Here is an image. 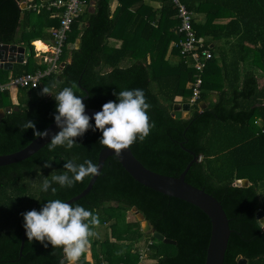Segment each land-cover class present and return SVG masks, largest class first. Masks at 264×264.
Here are the masks:
<instances>
[{
  "label": "trees",
  "instance_id": "trees-1",
  "mask_svg": "<svg viewBox=\"0 0 264 264\" xmlns=\"http://www.w3.org/2000/svg\"><path fill=\"white\" fill-rule=\"evenodd\" d=\"M23 1L0 0V42L31 50L10 78L38 67L32 61L31 42L52 38L50 29L56 28L60 19L57 9H37L29 4V9H22ZM87 1L83 0L63 46L59 63L64 61V67L60 72L57 67L41 82L40 87L49 88L52 95L36 92L39 87H20L14 104L8 90L0 91V108L18 107L0 118V154L18 151L36 137L33 129L23 130L28 120L35 122L37 131L54 121L58 114L54 96L65 87L82 98L85 108L100 110L109 101L119 102L114 92L143 89L151 105L150 123L155 126L143 142L137 140L129 147L135 158L154 172L176 177L192 159L189 151L194 152L197 159L185 181L214 196L229 219L231 231L222 264H237L238 255L246 258V264H264V227L255 216L260 209L264 213V125L258 128L252 124L256 116L264 121V86L256 90L254 73L247 71L240 78L235 68L242 61L264 71V0H179L192 13L196 36L204 37L208 45L211 38L227 47L225 51L220 48L218 56L215 47L210 50L212 56L198 74L200 98L190 106L188 118H174L173 105L188 102L192 90L188 84L197 71L178 45L173 44L171 56L166 57L169 44L185 38L172 0H155L161 5L157 9L142 6L141 12L131 13L127 24L116 19L118 13L110 14L107 0H96L93 12ZM198 15H203V20H198ZM221 18L228 20L221 23ZM31 25L34 29L26 30ZM120 27L121 32H131V38L123 37L120 47L110 46L107 40ZM76 39L80 40L78 47L69 48ZM39 43L34 42L36 47L43 46ZM241 45L246 49L244 56L235 48ZM124 61L126 66L120 64ZM8 72L0 69V83L9 80ZM221 80L225 90L211 88ZM214 91L219 98L210 101L209 94ZM201 100L208 104L199 111ZM90 124L94 127L95 122ZM101 137V131L90 128L76 138L77 144L70 150L59 146L49 152L45 144L23 160L0 166V264H61V248L28 241L26 233L20 251L21 214L40 211L50 199L66 201L80 193L91 177L72 188L53 185L55 194L42 192L41 185L45 179L64 174L68 161L79 165L90 159L96 164L104 147ZM46 162L51 166L45 167ZM244 178L247 186L235 185V180ZM71 204L83 206L100 219L99 226L92 229L96 234L90 237L91 261L84 253L77 264H137L140 246L135 245L140 239L151 240L145 256L155 264H204L211 229L208 216L191 203L140 184L115 155L106 158L90 191ZM133 207L155 231L176 244L154 239L138 220L125 221V212Z\"/></svg>",
  "mask_w": 264,
  "mask_h": 264
},
{
  "label": "clouds",
  "instance_id": "clouds-1",
  "mask_svg": "<svg viewBox=\"0 0 264 264\" xmlns=\"http://www.w3.org/2000/svg\"><path fill=\"white\" fill-rule=\"evenodd\" d=\"M47 94H51L50 89L43 87L41 95ZM113 95L117 96L119 102L109 101L103 104L102 110L90 118L85 114L82 98L75 95L70 87H65L56 94L54 98L58 114H54V120L60 131L51 136L50 143H47L48 151H55L59 146L66 150L72 149L77 144L76 138L83 137L90 128L102 132L100 144L113 150L117 156L137 140L143 142L155 126L154 122L150 123L148 112L151 105L146 100L144 90H122ZM90 119H94V127L90 124ZM29 128L40 139H46L50 135L48 130L37 131L32 120L23 125L24 131ZM44 166L51 165L46 162ZM64 168L67 170L64 174L54 175L51 180L45 179L42 182V192L50 191L55 194L57 188L53 185L72 188L76 183L83 182L85 177L99 174V166L90 159L79 165L68 161ZM21 215L28 241H39L45 248L49 243L53 249L61 248L64 253L61 264H65V261L67 264H77L90 245V237L96 234L92 229L100 223L99 216L90 210L81 205L73 207L71 203L60 199H50L40 211L33 209ZM45 241L48 243H44Z\"/></svg>",
  "mask_w": 264,
  "mask_h": 264
},
{
  "label": "water",
  "instance_id": "water-1",
  "mask_svg": "<svg viewBox=\"0 0 264 264\" xmlns=\"http://www.w3.org/2000/svg\"><path fill=\"white\" fill-rule=\"evenodd\" d=\"M25 3H22L21 7H24ZM25 55V47L16 44H5L0 42V68L11 69L13 63H23L27 58ZM65 63L60 64V70L64 67ZM59 70V71H60ZM200 111L206 108L205 101H200L199 103ZM11 109L17 110L18 107L11 108L6 106L5 108H0V118L4 116L5 112L11 111ZM173 117L174 118H188L190 114L189 103H175L173 105ZM101 111L97 108H85V114L90 118L94 116L95 113ZM94 122V119H90ZM44 130H48L50 135L46 139H40L39 137L33 138L29 144L24 148L9 154H0V166L10 163H15L20 160L27 158L28 156L35 153L42 146L47 144L51 140V136L60 131L56 126L55 120L51 122ZM193 156L188 162L185 169L178 176H167L154 172L146 168L139 160L135 158L130 148L121 151L120 155H116L113 150H109L103 147L99 153L96 164L99 166V173L104 164L106 158L111 155H115L121 166L125 171L140 184L149 187L155 191L163 193L165 195L175 197L191 203L201 209L210 219L211 229L210 236L208 240V245L206 248V255L204 264H222L224 259V254L227 248L228 239L230 235L229 219L223 210L221 203L211 194L205 192L203 189L197 188L185 181V174L188 171L191 164L196 161L197 157L194 152L189 151ZM98 175L91 177L86 187L77 195L66 200L67 203H72L82 197H84L91 189ZM235 185L247 186V179H237L235 180ZM137 212L136 208L133 207ZM132 208V209H133ZM139 217L142 219V230L144 232L150 233L152 237L158 241H162L166 244H176V241L165 237L163 234L155 231L150 224L143 219L142 214L137 212ZM256 218L259 223L264 227V213L260 209L256 212ZM26 230L24 228L21 235V246L20 251L23 247L24 237ZM237 264H245L246 259L240 255L236 258Z\"/></svg>",
  "mask_w": 264,
  "mask_h": 264
},
{
  "label": "built area",
  "instance_id": "built-area-1",
  "mask_svg": "<svg viewBox=\"0 0 264 264\" xmlns=\"http://www.w3.org/2000/svg\"><path fill=\"white\" fill-rule=\"evenodd\" d=\"M177 7V17L179 18V31L185 33V38L178 43L172 42V45H178L180 53L183 57H189L197 71L195 80L188 84L191 88V96L188 99L189 105H193L200 98V74L203 68L206 66L207 61L211 58L212 53L208 49L203 41V38L196 36L195 30L192 27V13L187 7L179 0H172ZM83 0H52L47 4V8H54L61 10L58 26L53 29L52 37L54 44L51 49L46 52L48 56L43 58L44 69L37 70L32 73H25L23 75L13 77L9 83L0 85V91L4 89H10V87H37L42 78L49 75L51 71L58 67L59 59L62 53L63 46L66 43L68 33L73 20L78 16L81 11ZM264 104V98L263 102ZM147 244H151V240L145 243V246L139 250V259H143L148 251ZM91 261V260H89Z\"/></svg>",
  "mask_w": 264,
  "mask_h": 264
},
{
  "label": "crops",
  "instance_id": "crops-1",
  "mask_svg": "<svg viewBox=\"0 0 264 264\" xmlns=\"http://www.w3.org/2000/svg\"><path fill=\"white\" fill-rule=\"evenodd\" d=\"M32 0H26V1H23L22 3H25V6L24 7H21L22 3L20 4V7L22 9H29L28 6L29 5H34L33 8H37V9H42V8H46V9H49L47 8V4L52 1V0H36V2H34L33 4L31 2ZM95 2L96 0H88L87 1V7H89V11L93 12L95 10ZM108 2V6H109V12L111 15H114L115 13L117 14L116 16V19H118V21H121V22H124L126 21V24L131 20L132 16H131V13H136L137 11H140L141 8L144 9V7L142 6H147V7H151L152 9H157L159 8L161 5H160V2L158 1H155V0H107ZM84 3V2H83ZM29 4V5H28ZM28 5V6H27ZM141 12V11H140ZM55 14H57L58 18H60L59 16L62 14L61 10H56L55 11ZM23 16V14L21 15ZM204 16L203 15H198V20H203ZM228 19L227 18H221L219 19V21L221 23H226ZM55 27L51 28L50 31V36H52V31ZM34 29V25H31L29 26L28 28H26V30L28 31H32ZM128 33H131V32H121V27L117 29L116 31V34L109 37V39L107 40V43H109L110 46H114V47H120L123 43V37L126 38V39H130V35ZM201 38H203V41H204V44L205 46L210 49V50H214L213 48L215 47L216 48V51H215V54L216 56H218L219 54L217 53L220 48L221 49H224V51L226 50V45L222 42V41H215L213 39L210 38H207L209 41H210V44H206V40L204 37L200 36ZM36 41H40L41 43L39 44H43V46H40V47H37L36 48V45L34 44V42ZM231 41H234L233 38L231 39ZM79 42L80 40L79 39H76L74 41L73 44H70L69 45V48H77L78 45H79ZM32 46H33V51H34V54L32 56V61L34 63V65L38 66L37 68H34V67H31V71L29 73H32V72H35L37 70H40V69H44L45 68V64H44V61H43V58L48 56L49 53H46L48 52L50 49H51V46L54 44V40H53V37L52 38H49V39H37V40H34L31 42ZM37 44V45H39ZM217 44V45H216ZM246 46H248V43L245 42L244 43ZM252 45H249V48L251 47ZM24 47V46H23ZM42 47H45L44 49H40L38 50V48H42ZM172 42L169 44L168 46V49H167V53H166V57H170L171 56V53H172ZM238 47H240L238 49ZM238 47H235L237 49V52L240 53V55L244 56L245 52H246V49H242L243 45L241 46H238ZM263 49H264V46H263ZM32 51V52H33ZM30 52L31 50L30 49H25V57H29L30 55ZM228 54H230V51H228ZM241 56V57H242ZM172 61H176V57L172 56ZM27 58L23 61V63L27 60ZM35 59H36V62H35ZM69 57H67V61H69ZM64 62V61H63ZM189 62H191L189 60ZM62 62H60L58 64V72H60L61 70L59 69L60 68V64ZM65 63V62H64ZM17 64H21V63H13L12 64V68L9 70V69H4V70H7L9 71L8 72V79L7 82H3V83H0V85H4V84H7L9 83L10 81V77L12 75V70H14V68L16 67ZM122 66H126L128 64L127 61H124L122 63H120ZM222 68L224 69V65L223 63H219ZM218 64V65H219ZM219 65V66H220ZM33 66V65H32ZM233 68V67H232ZM235 68L237 69V73L239 74V77L242 78V76L244 75L245 72L247 71H251L252 73H254V75L256 76L257 78V88L256 90L258 89H261L263 86H264V71H262L260 68H258L257 66H254V65H251L249 62L247 63H243L242 61L239 62L238 66ZM0 69H3V68H0ZM231 69V68H230ZM60 70V71H59ZM232 71V72H231ZM26 72V73H28ZM230 74H232V76L234 75V71L233 70H230ZM25 74V73H23ZM22 74V75H23ZM13 78V77H12ZM44 78H42L41 80H43ZM58 79H60V76L58 77ZM220 83H222V86H220ZM220 83H215L211 86V88H214V89H224L225 90V83L223 80H221ZM20 88V87H19ZM19 88L17 87H10V89H4V90H8L9 93H10V97H11V100L14 104L17 103V94H18V90ZM222 89V90H223ZM209 92V91H208ZM49 96V94H48ZM219 98V93L214 91V92H210L209 94V99L210 101H216L217 99ZM175 99H180V97H177ZM203 101V100H201ZM206 102V101H205ZM206 106L208 104V102L205 103ZM262 105H264L262 103ZM198 107H199V104H198ZM198 110L200 111V108H198ZM253 125H257L255 127H258L260 128L261 125H264V121H262V118L260 116H256L254 119H253V122H252ZM262 226V225H261ZM90 249V248H89ZM86 258L88 260H90V258L87 257V253H86ZM246 259V258H245ZM150 261H153L154 264L156 263L155 260H148L145 264H148ZM247 262V260H246ZM246 264V263H245Z\"/></svg>",
  "mask_w": 264,
  "mask_h": 264
},
{
  "label": "rangeland",
  "instance_id": "rangeland-1",
  "mask_svg": "<svg viewBox=\"0 0 264 264\" xmlns=\"http://www.w3.org/2000/svg\"><path fill=\"white\" fill-rule=\"evenodd\" d=\"M37 48V47H36ZM35 62H36V59H35ZM30 72V70H29ZM41 82L42 80L40 81L39 85L37 87H39L38 89H36L37 91L36 92H42V88L40 87L41 85ZM35 88V87H34ZM34 91V90H33ZM34 96V95H33ZM36 97V96H35ZM138 213L135 211V209H130L128 211L125 212V221H134V220H138L141 222V218L139 217V215H137ZM141 225H142V222H141ZM100 228H103V227H100ZM146 240L145 239H140L138 241V243L135 245L136 247L140 246L139 248H142L145 246V242ZM90 245L87 249V251L85 253H87V257L90 258V255H91V251H90ZM149 260V258L147 256H144L143 259H139L137 264H145L147 261ZM150 260H154V259H150ZM148 264H154L153 261H150Z\"/></svg>",
  "mask_w": 264,
  "mask_h": 264
},
{
  "label": "bare ground",
  "instance_id": "bare-ground-1",
  "mask_svg": "<svg viewBox=\"0 0 264 264\" xmlns=\"http://www.w3.org/2000/svg\"><path fill=\"white\" fill-rule=\"evenodd\" d=\"M45 47H42V48H38V50H40V49H44Z\"/></svg>",
  "mask_w": 264,
  "mask_h": 264
}]
</instances>
